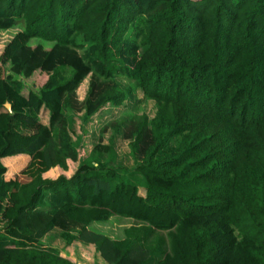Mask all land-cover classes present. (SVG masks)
Here are the masks:
<instances>
[{
    "label": "trees",
    "instance_id": "obj_1",
    "mask_svg": "<svg viewBox=\"0 0 264 264\" xmlns=\"http://www.w3.org/2000/svg\"><path fill=\"white\" fill-rule=\"evenodd\" d=\"M17 27L41 41L1 56L0 264H79L46 236L108 264H264V0H0V30ZM147 100L153 116L132 106ZM108 106L124 112L81 158L69 113ZM19 155L24 182L3 161ZM113 216L134 221L122 238L90 229Z\"/></svg>",
    "mask_w": 264,
    "mask_h": 264
},
{
    "label": "rangeland",
    "instance_id": "obj_2",
    "mask_svg": "<svg viewBox=\"0 0 264 264\" xmlns=\"http://www.w3.org/2000/svg\"><path fill=\"white\" fill-rule=\"evenodd\" d=\"M15 37L20 38L23 42L36 45L41 40L39 39H29L27 38L21 30V27L10 31H1L0 30V76L5 77L8 73V68H6L1 61V56L7 46V44L12 41ZM47 47H50L49 43H45ZM47 79L46 75H36L32 79L26 81L28 87L36 88L40 87ZM90 81V75L84 79L79 88L77 89L78 97L83 99L85 92L88 90V85ZM37 83V84H36ZM131 104V103H130ZM134 111L142 113L147 112L150 116L155 114L156 105L155 101L147 100L145 102H140L138 104L132 105ZM135 106H138L137 108ZM132 108V107H130ZM124 112V107H105L100 112L92 116L91 118H86L83 112H71L69 113L70 117V126L73 132V140L77 146L81 158L86 157L91 149L94 147V144L100 139V130L101 127L109 120L120 116ZM104 143H111L116 148L118 153V163L130 168L135 167V161L130 153V148L128 140L124 139L121 134H116L113 131H107L103 136ZM175 144V142H174ZM28 157V156H27ZM29 158V157H28ZM30 160V158H29ZM28 163V161H27ZM26 163V164H27ZM79 162H74L72 160L67 161V168H62L60 166L50 169L44 172V176L55 178L60 174H66L71 176L73 172L78 167ZM25 160L21 161V164H16L14 162L8 163L9 172L7 173L8 178L18 177L21 181H27L31 178L32 174H28L24 168ZM23 166V168H22ZM22 169V170H21ZM19 175H16V173ZM144 194V189H141ZM134 221L126 217L113 216L106 222L93 223L90 226V229L106 234L112 238H122L124 236V229L127 226H130ZM1 228V227H0ZM1 231V230H0ZM49 237H45L43 241L45 243H52L58 247L62 253L70 257L73 261L78 262L79 264H108L101 256L100 253L96 250V247L93 243H83L75 242L69 246H65L60 238L54 239L52 242Z\"/></svg>",
    "mask_w": 264,
    "mask_h": 264
},
{
    "label": "crops",
    "instance_id": "obj_3",
    "mask_svg": "<svg viewBox=\"0 0 264 264\" xmlns=\"http://www.w3.org/2000/svg\"><path fill=\"white\" fill-rule=\"evenodd\" d=\"M85 94H86V92H85ZM12 158H18V159L14 160V162H18L17 164H21V161L25 160V164L23 166H25L27 161L29 160V158L26 155H19V156H13V157H6V158L3 159V161L5 162V164L12 163L13 162Z\"/></svg>",
    "mask_w": 264,
    "mask_h": 264
},
{
    "label": "water",
    "instance_id": "obj_4",
    "mask_svg": "<svg viewBox=\"0 0 264 264\" xmlns=\"http://www.w3.org/2000/svg\"><path fill=\"white\" fill-rule=\"evenodd\" d=\"M6 106L8 107L9 110L12 109L11 103L7 102V103H6Z\"/></svg>",
    "mask_w": 264,
    "mask_h": 264
},
{
    "label": "built area",
    "instance_id": "obj_5",
    "mask_svg": "<svg viewBox=\"0 0 264 264\" xmlns=\"http://www.w3.org/2000/svg\"><path fill=\"white\" fill-rule=\"evenodd\" d=\"M0 227H2V226L0 225Z\"/></svg>",
    "mask_w": 264,
    "mask_h": 264
}]
</instances>
